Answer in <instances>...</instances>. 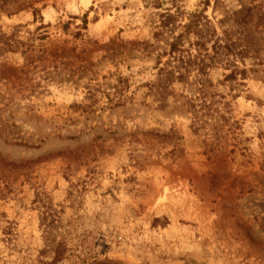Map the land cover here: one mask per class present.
I'll return each mask as SVG.
<instances>
[{"label":"rangeland","instance_id":"obj_1","mask_svg":"<svg viewBox=\"0 0 264 264\" xmlns=\"http://www.w3.org/2000/svg\"><path fill=\"white\" fill-rule=\"evenodd\" d=\"M157 1L0 0V264H264V28L232 23L259 0ZM194 12L259 51L243 86L225 61L160 86Z\"/></svg>","mask_w":264,"mask_h":264},{"label":"trees","instance_id":"obj_2","mask_svg":"<svg viewBox=\"0 0 264 264\" xmlns=\"http://www.w3.org/2000/svg\"><path fill=\"white\" fill-rule=\"evenodd\" d=\"M210 0H205V7L208 6ZM216 4L220 0H213ZM240 1V0H238ZM258 1V0H256ZM146 1H144L145 3ZM150 3H145V6H149ZM243 4V3H242ZM240 5L239 10L232 13L233 19L232 23L237 26V24L244 26V31H247V25L249 24V20L251 21L253 18L257 21V26H261L264 28V0H259L253 6H244ZM153 6L160 8V4H158L157 0H154L152 3ZM229 14H226L227 18ZM163 21L161 23L162 27L168 28V31L173 29V23H169V20L172 18V15L166 14L163 15ZM226 22V20L224 19ZM223 21V22H224ZM210 21L207 17L204 16L202 12H194L188 13L186 23L182 25V32L177 35V37L170 44L168 59L157 69V80L161 87L165 88L168 85H173L177 82H186L189 74L194 69L199 73L203 74L204 67H212L217 65L218 63H222L225 61L226 65L232 67L230 73L224 76L222 83L228 86V91H233L239 86H243V81L246 79L248 73L245 69H240L235 63L234 59L244 57H250L257 59L259 56V51L253 50L249 51L248 49L241 48V50L236 51V47H240L243 39L241 37V33H238V28L235 29L234 25L224 29L223 36L221 39L218 37L214 40L215 37V29L210 25ZM172 28V29H171ZM236 34H238L236 36ZM191 36L193 37V41H191ZM264 39V35L262 37ZM213 42L212 44V54L202 53L200 52V48H205L206 43ZM188 43V49L185 48L184 43ZM224 42V45L221 46L220 43ZM196 47V52L199 55H192L190 48ZM215 49H225L223 54V60L221 61L218 52L214 51ZM205 49L203 50V52ZM207 57L208 65L203 63V60H199L197 63V58H201L203 56ZM232 57V58H231ZM230 58L233 59V62L230 61ZM159 66V65H158ZM237 95L233 96V99H237ZM206 93L204 89H200L197 99L192 100L189 99L184 102V106L186 108V112L191 116L192 124L191 128L194 132H199L203 126H208L211 128V132L215 131L216 121L213 119L214 115L217 114L214 110H210V106L206 104ZM217 116V115H216ZM155 221H157L155 219ZM154 221V222H155Z\"/></svg>","mask_w":264,"mask_h":264}]
</instances>
